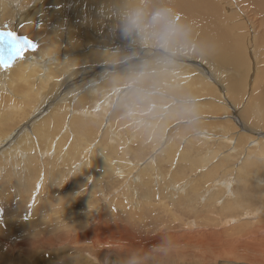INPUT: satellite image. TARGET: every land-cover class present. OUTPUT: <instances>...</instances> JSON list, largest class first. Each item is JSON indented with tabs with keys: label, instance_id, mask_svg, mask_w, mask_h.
<instances>
[{
	"label": "bare ground",
	"instance_id": "bare-ground-1",
	"mask_svg": "<svg viewBox=\"0 0 264 264\" xmlns=\"http://www.w3.org/2000/svg\"><path fill=\"white\" fill-rule=\"evenodd\" d=\"M21 1L22 4L18 2L17 6H15V3L13 1L0 0V31L11 32L10 30L12 25L10 26L8 23H6L9 21L10 24L14 23L16 24V26L20 25L21 27L27 26L31 28H36L38 29L39 32L46 34L43 41L44 43L43 48L37 47L35 51L26 52L22 59L13 61L12 66L8 67L7 70H0V176H4L3 178L0 179V180H4V183L0 185V189H6L7 187H9L10 189H14V187L20 188V192L19 193L16 192L14 194L17 200L16 202H12L11 200L10 202H8L9 200L7 199L5 200L3 197L2 198L0 197V200L3 203L4 207L6 204L9 205V210L5 208L4 215L3 213L0 214V225L3 226L0 228H4L5 232L8 231L13 235L17 234L18 237L20 235H23V231L26 233L31 232L30 234H27V236L30 235L32 237V240L27 242L22 241L23 244L20 243L16 244L14 241L16 240L17 235L16 236L14 235L16 238L13 237V239H11L12 244H10L9 246V247L13 246V250L9 247H6V242H0L1 243L0 264H6V262L13 264H27L25 260L27 261L31 260L32 258L35 257L34 254L42 253L47 247L55 245L56 243H60V244L67 243L70 246V249H73V247H71L72 246L71 244H73L74 242L78 243L76 242V240L73 242L71 240V237L68 235L69 233L68 231L72 232L74 229L72 224L70 225H65V224L71 220L75 221L76 225L79 224V218L77 217L78 216L77 211L79 205L77 201L79 196H81L80 195L81 193H79V190H74L75 186L73 188L72 185L70 186V184L72 183L76 185L78 184L77 188H80V185L82 183L81 181L75 180L76 183L75 182L71 183V181H62V183H60L63 185V187H61V191L67 195L66 203L64 202L65 205H63L64 207L60 206L59 208L54 209L51 207V205L48 202L41 201L40 200L41 198L39 197L40 204L37 208H33L29 216V219H27L26 221L22 219L23 216L27 215L28 198L32 193H34V183L37 181H45L44 179L36 180V177H34L33 172L35 170L39 171V167L41 166L43 167L47 166V169L53 170L51 168V166L54 165L52 164L53 162L62 165L66 169L67 164L72 159L77 160V157L79 155L81 156V153L83 152V150L75 144L74 140L70 144L67 143L69 135L68 133L64 132V130L68 129L67 127L64 129V125L66 121L68 120L71 122L76 118V116H78L77 110L79 109H75L76 104L74 106L72 105L74 101L76 100L78 101L81 98V100H79V103L84 106L85 103H83V101L90 100L89 103L90 105L86 107L94 110H98L100 106H102L103 104L105 105V109H107V107H112L114 105L115 110L110 120L115 122L119 120L121 115L124 113V110L128 112H132L129 114L130 116L129 118H133L132 122L129 119L126 126H125L126 122H121V123L123 127L127 129L131 128L130 130L133 132V134H135L134 136H137V140L139 141V146L137 147V150H140V147L142 146L141 143L142 144L145 143L144 138H148L149 136L153 140L156 137L162 138V136H164L163 140L161 139V142L164 141L162 147H166V149L163 150L162 147H160L161 144L160 141H158V143L160 142V144H158L159 146L156 147L157 151L160 149L159 153L163 151H165L166 153V155L161 157L158 162V164L162 165L166 163L165 160L169 159V156L172 155L171 153H173L172 152L173 150H171V148L173 146L176 147L177 145H179L174 140L176 139L177 135H174V132L171 131L172 126L169 123H174L176 121H179L181 123L184 122L185 120L186 122L184 123L186 125L188 122H191L189 116H186L185 114L187 110L191 109L190 107L187 108L188 106L187 105L188 102H186L187 100L178 98L180 93H176L175 91L176 88L175 89L173 88L177 86H181V84L183 83H186L188 84L186 88H188L189 90H185L186 89L185 88L182 90V93L184 91L191 92V90H194V92L197 93L198 95L199 93L195 89L197 86H199L201 89H204L207 93H209L212 89L216 91L214 87L211 86L212 84L203 81L202 77L208 78L213 82H219L221 84V85L219 84V86L221 87L220 90L226 91L225 98L227 102L231 105V111H234L236 105L238 106V104H240L238 107L242 105L241 104V101L243 100L242 96L245 94L247 89L245 85V92L243 91L244 85L242 84V80H244V78L245 80L249 78V74H248L250 71L249 53L251 55L252 54L251 50H252L255 56L258 54V52H264L258 49V47L259 48L264 47V39L258 42L261 34V30L259 26L264 28V0H21ZM9 4H12V8L9 6ZM231 6H234V8L238 7L237 9L240 12H242L244 17H246L249 20V22H251L254 25L257 31H259L260 34L257 33L253 43H249L250 37L248 36V34L242 32V30L244 31V27L240 23H237L235 25H232V23L230 24V21L234 19L237 20L238 18L236 12L233 13L229 12L231 11L230 10ZM133 10L134 11L140 10V12L138 13L137 16H134V14L131 13V11ZM147 16H150V18H152V21H148ZM105 17L106 19L110 20L108 23H106L107 21H105ZM135 18L138 19V22L135 21ZM255 18H257V21H254ZM174 20L176 21L175 26H172ZM147 28H149L153 34L155 32H161L164 36L163 40L159 42L151 40L144 33ZM242 34L244 35L243 36L244 38H242ZM193 39L196 40L195 44L193 43ZM174 51H178V52L173 53ZM180 51L185 52L184 54L187 53L190 57L195 58L197 62L201 61L202 58L204 57L205 59H208V61H212L216 63L217 66L211 67L207 63H205V65L209 66L210 68L208 69L205 68L204 70L203 68L199 67L196 70L193 64H191L192 61L188 62L185 59H177L175 57L174 54H178V53L180 54ZM69 52L70 53L76 52L77 54L73 55L74 53H72L71 55H69L68 54ZM252 55L251 57L253 58ZM182 56L184 58L186 57L185 55ZM256 65H255V74H254L253 82L250 88L251 97L250 100L248 99L249 100L248 104L245 105L244 108L241 110V116H243V114L245 116L247 115L248 113L247 108L249 104H252V108H253L252 115L256 119H259L261 124L262 123L264 124V85L261 84V79L264 72L262 73L261 70L263 69L261 67L258 69L259 64ZM118 66L119 68H124V69L118 72H114L112 74L109 72L104 73L105 70L114 71L115 69H118ZM219 66L222 69L225 66L229 67L232 70L231 75L229 76L233 79L230 80L229 82L228 81L221 82L212 79V77L214 76L210 74V72L212 70H215V68L217 69L216 70L217 72L220 71ZM98 71H101L102 74L98 73ZM137 71H140L142 73L138 74L139 72ZM198 72L200 73L199 75H197ZM217 72L214 73L217 74ZM258 72L260 74V79L257 74ZM94 73L96 74L93 75ZM92 75L94 76L93 80L89 82L87 81V83L82 84L81 86L75 89L76 85L81 83L83 80L91 78ZM170 80H172V82H170ZM130 84L135 86L133 87L134 91L139 90L140 92L145 94V95H141V97L143 96L145 97L144 98L146 99L145 102L148 101V99H150V101H154V103H157L156 105H158V109H159V112L157 114L158 116L155 115L156 117L151 119V122L148 121V118L151 117L152 115L150 116L147 114L145 116V120L146 119L147 120L145 122H143V120L141 121L138 118V114L140 113L139 111L140 108L138 109L136 107L137 108L136 111L134 107L137 104L136 103L132 104L131 102L129 103V100L123 99L127 91H130V90H126V87L128 88ZM56 88H62V91H60L57 95H54L52 94V89L56 90ZM69 90H73V92H70ZM116 91L119 94L121 92L125 94L120 95L119 97L118 95H116L115 97L114 95L116 94ZM131 92L133 91H130V93ZM86 93L88 95L83 96ZM95 95H98L100 96V98L104 99L100 106H97L95 104V102L98 99L97 97L94 98ZM217 96L218 95L216 92V98ZM86 97L87 99H85ZM230 99L231 100L235 99V100L232 102L230 101ZM205 102H210V100H205ZM147 103H149V101ZM120 105H122V107ZM185 105L187 106L185 107ZM198 105H196V107L194 108L196 110L194 111H200L199 109H197ZM205 106H210V108L209 107L208 108L211 109L214 113L218 111V107L212 104L211 102L209 104L208 103L201 104L200 107H205ZM162 107L165 108L162 109ZM144 111L145 109H143V111L141 112ZM150 111L151 110H149L148 113H150ZM188 112H191V110L187 111V113ZM83 113L84 114H81L82 116H85V114H87V112H83ZM202 113L204 114V112ZM97 117L98 115L95 112L92 120L93 119L98 120ZM14 121L18 123L16 126H13ZM136 123L138 126L136 125ZM97 124L98 122L95 121L92 129L94 128V125L96 126ZM8 125L9 128L7 131H5L4 129H6ZM106 125H108L109 128L111 127L110 124L106 123ZM69 126L71 129V125ZM243 126L244 129L246 128L248 129V126L246 125ZM255 126H259V122L254 124V127ZM53 127H57L59 129L58 132L53 133L52 132ZM84 127L85 125L83 123H79L80 129H83ZM200 131H201L200 137L204 139V141L206 139L210 140L209 137L212 135L208 136L207 135L208 132L206 129L205 130L201 129ZM88 132L90 134V131ZM262 132H264V126L263 129L262 128L257 130L255 129V131H252L251 134L258 133L259 136V134H264ZM64 134H66V136H64ZM164 134L166 135V137ZM156 135H160V136L158 137ZM246 135L238 136L237 137L238 141L236 142L235 146L233 148H231L230 146V151L228 150L226 155H223V159H221L222 163L224 164L226 162H229L230 158H234V156L237 153L239 154L237 156H240L244 147L238 150V146H240V144L246 145L247 141H250L252 139L251 141L252 145L254 144V146L257 147L258 150L257 153H254L255 152L254 150L246 149V159H253V161L250 162L251 165H249L250 163L249 164L245 163V165L244 163H242L237 168V173H238L237 181L242 183L243 187L247 185L249 182H251L250 181L252 179L251 173L255 172L252 170L254 169L257 170V168H264V144L262 143L264 142V138L250 137L251 139L249 138L250 140H247L245 137ZM185 136L187 135L182 134L181 132L179 137L180 140L184 139ZM214 138L215 137L213 135L212 140ZM116 139L119 141L121 140L119 138ZM184 140L186 142L188 141V139H184ZM220 140H222L221 142L224 141L228 142L227 144L234 143V141L228 136L220 135ZM154 141L157 142V140ZM171 145L173 146L170 147ZM45 146L46 149L43 150ZM93 147L95 148V145L91 144L87 146V148H89L90 150H92ZM125 150L126 148L123 149V153L125 158L127 159L126 156L128 154V151L125 152ZM151 151H153L152 148ZM94 152L97 153L93 154L92 156L93 159H90L92 161H91V165L89 166L94 165V168L101 167L102 165L101 162L104 161L106 155H104L105 153H103L102 151L98 152L95 150ZM229 152H234V153L236 152V154L231 156L229 154H234V153H229ZM159 153L157 155H152L151 157L148 156V158H150L152 162L155 160L158 161V159L155 158L159 155ZM41 155L46 158L44 160H48L50 161V163H46V165L41 164L40 162ZM79 161L81 162V160ZM246 161L248 160H245V162ZM201 162L203 163L202 158H201ZM105 163L107 166H104V168H107L110 171H115V173L119 174L120 176L121 175L124 176L123 174L124 170L122 169V164L125 167L127 165L131 167H137V164L135 165L132 162H126L127 164L126 165L125 161H120L121 164L118 165L117 163H115V160L111 158H107L105 160ZM222 163L219 162L218 164H220L221 166ZM81 164H77L76 162L74 165H72L69 168L73 170L75 176H77L78 174L80 175V173L83 172L82 168H80L82 167ZM108 165L111 167L109 168ZM197 167H199V164ZM216 168L217 167H215V169ZM132 170L133 169H130L128 176L134 179L135 173H137L138 170L135 169L134 172H132ZM143 170L145 171L139 176H137L135 180L130 179V181L133 180L139 183L140 181H146V182L148 181L147 184L149 185V183L153 181L150 179L152 175H150L149 170L146 169L145 167L143 168ZM192 173L190 174V176L192 175ZM256 174L259 177H262V175L258 174V172H256ZM208 175L209 174L207 173V177H210ZM177 177L179 176H176V178ZM159 180H161V178ZM173 180L174 181H170L173 184L174 182L177 183L178 181V179H176L177 181H175V179ZM181 180L182 179H180V181ZM255 181H257V183L260 184V186L264 184V178L259 180L255 176ZM156 183L158 184V182ZM141 184L145 185L146 183H141ZM189 184L191 185V183ZM189 184L186 185L189 186ZM194 184L191 187L192 190L194 189L193 191L195 192L197 183L195 185L196 187H194ZM217 184H218V188L223 189L220 185L224 187L223 193L226 192V198H232V200L230 201L226 200L225 197L219 198L220 199L219 207L221 209L227 208L228 211L230 210L234 211L237 205H239L238 201L235 199H244V197L249 198L250 196V194L248 193H246L245 195V192H247V190L245 189L244 190L245 192L243 191L242 195H240L237 198L234 190L231 189L232 186L228 180H224V182L219 181V183ZM168 186L170 185L168 184ZM179 190H181L180 186L178 188L176 187V189L174 190L172 189L171 191L173 193H176L179 192ZM164 191H167V189ZM0 192L2 193L3 191ZM153 192H156L155 189ZM218 192H220V190ZM177 194L178 193H176V195ZM151 195H153V193ZM172 195L175 196V194ZM190 195L191 194H189L184 190L183 196H185V199L190 197ZM209 197L207 198V200L209 199ZM182 200H183L182 202H184V199ZM203 200H204V196H203ZM193 203L194 202H191V206ZM182 204H185V202ZM165 206L166 209H168L167 208L168 205ZM168 211L171 210L169 209ZM247 211H250L249 215H252L253 217L257 216L258 220L260 216H264V207L261 208L260 211L257 208L254 209L253 211L250 208ZM223 214L226 215V213ZM125 216L126 215H124V217ZM127 216L129 217V219L132 218L130 214H127ZM234 217L233 219H231V217L228 219L231 220V222L233 223H236L238 220H240V218L238 219V217L236 216ZM205 219L207 220V218ZM246 220L250 221L248 219ZM208 221L210 220L208 219ZM197 224L198 223H196V225ZM193 226H195V224H193ZM193 226H192V230H193ZM237 226L238 225H236V227ZM199 227L201 228V226ZM63 231L66 232L67 235L63 236L64 235ZM42 232L44 234L42 236H44L45 238H43L42 240H38L39 241L38 243L34 242L33 240L36 239L37 234H42ZM231 232L232 230H229L226 233H231ZM55 233L62 235L61 237L62 240L60 239L57 240L58 238H55L54 241H50V240L49 242L45 241L47 239L45 235L48 236ZM89 236H87L88 239ZM5 238L6 236L4 237V239ZM9 238L10 237H8L7 239ZM146 238H149V236H146ZM166 239L168 240L171 239L173 240V242H178L183 244L188 243L190 244V246H192L190 243L191 240L199 241L196 236L194 237V235L191 237L189 235H181L175 238H166ZM230 239H232V237ZM151 241H155V240H151ZM98 242L97 243L95 242L96 245H98ZM220 242L221 241H219V243ZM161 245L159 246V249L161 248ZM167 246L165 247L167 248ZM234 247L229 246L222 254H220V256L216 255L215 257L225 258L230 254L232 255V251H234ZM129 248H131V246H129ZM88 249H86V251ZM257 249L260 250L259 248ZM94 250H96V248H94ZM153 250L154 249H152V251ZM162 250L163 249H161V251ZM13 251L17 252L16 256H13L14 255ZM131 251H132V255L130 254V252H128V255L126 254V256H128L127 259H130L132 264H137V262L138 263L140 262V264H150V263L151 264H190V260L192 262L193 258H194L193 260H195L194 264H204V263L208 264L207 263L208 260L213 259L212 256L208 257V255L204 253L183 254L182 252L176 251L171 253L170 255H164L162 253L143 251L142 249L136 250V248L135 250H131ZM130 256H133L135 261L131 259ZM162 256H165V261L161 259ZM231 257L233 258V256ZM242 258L246 261H249L248 260L249 258L247 259V257L245 256L243 257L239 256L235 261L236 262L241 261ZM80 261L82 262L81 258L74 259L73 257H64V256H62L60 259L61 264H80ZM209 263L211 264V261H209ZM226 263L227 262H225V264ZM119 264H121V262ZM254 264H264V260L258 261Z\"/></svg>",
	"mask_w": 264,
	"mask_h": 264
},
{
	"label": "rangeland",
	"instance_id": "rangeland-1",
	"mask_svg": "<svg viewBox=\"0 0 264 264\" xmlns=\"http://www.w3.org/2000/svg\"><path fill=\"white\" fill-rule=\"evenodd\" d=\"M10 1H13L15 3V6H17L18 2L20 4H22L21 0H10ZM13 2H11V3H13ZM9 6L12 8V4H9ZM237 8H234V6H231V9H230L231 11H229V12L230 13L236 12L238 15V18H237V20L234 19V20L230 21V24L232 23V25H235L237 23H240L244 27V31L242 30V32H244L245 34H248V36L250 37L249 43H253L254 39L256 38V35H257V33H259V31L256 30L254 25L251 22H249V20L246 17H244L242 12H240ZM139 12H140V10L131 11V13L134 14V16H137ZM147 19H148V21H152V18H150V16H147ZM105 21H107L106 23H108L110 20L106 19V17H105ZM135 21L138 22V19L135 18ZM254 21H257V18H255ZM175 22L176 21L174 20L172 23V26H175ZM6 23H8L10 26L12 25L11 30H10L11 32L15 33L16 35H18L21 38L23 37V38H27L28 40L34 41L33 43H35L38 48L44 47L43 41H44V37H45L46 33H41L36 28H31V27H27V26L21 27L20 25L16 26V24H14V23L10 24L9 21ZM259 28L261 30V34L259 33L260 37H259L258 42L262 41L264 39V35H263L264 28L261 26H259ZM242 32H240V33H242ZM144 33L147 35V37H149L151 40H154V41L159 42V41H162L164 38V36L161 32H155L153 34L149 28H147ZM243 36L244 35L242 34V38H244ZM193 43L194 44L196 43L195 39H193ZM258 49H260V51H264V47H262V48L258 47ZM177 52L178 51H174L173 53H177ZM72 53H74L73 55L77 54L76 52H71V53L69 52L68 54L71 55ZM184 53L185 52L180 51L181 55L179 53L174 54V55L177 59H185L188 62L192 61L191 64H193V66L196 70L199 67H201L205 70V68L206 69L210 68L209 66H211V67L217 66L216 63H214L212 61H208V59H205L204 57L202 58L201 61H199L200 62L199 63L196 61L195 58L190 57L187 53H186L187 55ZM251 53L253 54V55L251 54L253 56V58L251 57V55L249 53V62H250V71L248 73L249 78L247 80H245V78H244V80H242V84L244 85L243 91L245 92V85H246L247 89H246L245 94L242 96L243 97L242 98L243 100L241 101L242 105L240 107H238L240 104H238V106L236 105L234 111H231V105L227 102V100L225 98V95H226L225 92L226 91L220 90L221 87L219 86V84H220L219 82H213L212 80H209L208 78L202 77L203 81L211 83L212 85L211 84L210 85L212 87H214V89L216 90V91H214L212 89L209 92L210 94L207 93L204 89H201L199 86H197L195 89L199 93L198 95H197V93L194 92V90H191V92L184 91L183 92L184 95H183L182 90L185 89L188 85L186 83H183V84H181V86H177V87L173 88V89L176 88L175 89L176 93H180L178 98H182L184 100L185 99L187 100L186 102H188V104H187L188 106L185 105V107L186 106H187V108L190 107L191 112L187 113V111H190V110H187L185 112V114H186V116H189V119L191 122H188L186 125L184 123V122H186L185 120H184V122H181V123L179 121H176V122L173 121L174 123H169L172 126L171 131L174 132V135H177L176 139H178V140H176V139H174V140L179 145H177L176 147L173 145L170 146V147H172V146L175 147L176 150L173 147H172L173 149L171 148V150H173L172 151L173 153H171L172 155H170L169 159L165 160L166 163H164L162 165L158 164V162H159L161 157L166 155V153H165V151L159 153L160 149L158 148L159 150L157 151L156 147L159 146L158 144H160L161 139L163 140L164 136H162V138H161V137H159L160 135H156L160 139L156 137L157 139L154 138L153 140L149 136H148V138H144L145 143H143V144L141 143L142 146L140 147V150H137V147L139 146V141L137 140V136H134L135 134H133V132L130 130L131 128H129V129L125 128V127H123V125L121 123V122H126L125 123V126H126L129 119L132 122L133 118H129L130 117L129 114L132 112H128V111L124 110V113L121 115L119 120L115 122V121L110 120V118H111V116L115 110V106L113 105L112 107H107V109H105L104 104L102 106H100L102 104V101L104 100L103 98H100V96H98V95L94 96V98H96V97L98 98L97 101L95 102V104L97 106H100V108L98 110H94V109H90V108L86 107V106L90 105L89 104L90 100H85V99H87V97L85 99H83V100H85V101H83V103H85L84 106L79 103V100H81V98L78 101L77 100L74 101L72 105L74 106L76 104L75 109H79V110H77L78 116H76V118L71 122L68 120L66 121V123L64 125V129L66 127L68 129L64 130V132L68 133V135H69L67 143L70 144L74 140L75 144L78 147H80L83 150V152L81 153V156L77 155L78 156L77 160L72 159L68 163L70 165L67 164L66 169L62 165H59L58 163L53 162L52 164H54V165H52L53 167L51 166V168L53 170L47 169V166H44V167L41 166V167H39L40 173L38 170H35L33 172V175H34V177H36V180L37 179H44L45 181H37L34 183V193H32L30 195V197L28 198L27 215L23 216L22 219L24 221L29 219V216H30L33 208H37L40 204L39 197L41 198L40 199L41 201L48 202L51 205V207L54 209L59 208L60 206L64 207L63 205H65L64 202L66 203L67 195L61 191V187H63V185L60 183H62V181H71V183L75 182V180L81 181L82 183L80 185V188H77L78 184L77 185L74 183L70 184V186L72 185L73 188L75 186L74 190H79V193H81L80 194L81 196H79L78 201H77V203L79 205V208L77 211V214H78L77 217L79 218V224L76 225L75 221H73V220L68 221L65 224V225L72 224L74 229H73V231L71 230L72 232L68 231L69 232L68 235L71 237V240L73 242L76 240V242H78V243L74 242L73 244H71L72 245L71 247H73V249H70V246L67 243H62V244L56 243L55 245L47 247L42 253L34 254L35 255L34 258H32L29 261L25 260V262L27 264H61L60 259L62 256H64V257H73L74 259L81 258L82 262L80 261V264H102L103 262H105L103 264H119L120 262H121V264H132L131 260L127 259L128 256H126V254L128 255V252H130V254L132 255L131 250H135V248H136V250L142 249L143 251H148V252H153V253H162L164 255H170L171 253L176 252V251L182 252L183 254H185V253L186 254L187 253H200V254L204 253V254L208 255V257H210V256L213 257V259L208 260V262H207L208 264H210L209 261H211V264H218V263L219 264L220 263L225 264V262H227L226 264H254L258 261L264 260V249H263L264 248V216H260L259 220H258L257 216L253 217L252 215H249L250 211H247L250 208L252 209V211L256 208L259 209V211H260L261 208L264 207V184H262V186H260V184H258L257 181H255V176L259 180L264 178V168H257V170L251 169L252 171H255V172L251 173V175H252V177H251L252 179L250 180L251 182H249L244 187L242 186V183L237 181V174H238L237 168L242 163H244V165H245V163L249 164L251 161H253V159H246V149L247 150H254L255 151L254 153H257V150H258V148L254 146V144L252 145V142H251L252 139L250 137H252V138L263 137L264 138V134H259V136H258V133L251 134V132L255 131V129L256 130L261 129V128L263 129V126H264L263 123L261 124L259 119H256L252 115V109H253L252 104H249V106L247 108L248 109L247 115L245 116L243 114V116H241V110L244 108L245 105L248 104V101L250 100V97H251L250 88H251V84L253 82V78H254V74H255V65L259 64L258 69L261 67L263 69V70H261L262 73L264 72V52H258V54L255 56H254V52H252V50H251ZM182 55H185L186 57L184 58ZM193 61H195V62H193ZM205 63H207L209 66H206ZM219 68H220V71H218V72L216 71L217 70L216 68H215V70H212L213 72L212 71L210 72V74H212L215 77L214 78L211 75L212 79L217 80V81H221V82H226V81L229 82L230 80L233 79L229 76V75H231V71H232L229 67L225 66L222 69L219 66ZM123 69L124 68H119V66H118V69H115L114 71L113 70H110V71L105 70L104 73L109 72L112 74L114 72H118V71L123 70ZM137 72H139L138 74L142 73L140 71H137ZM214 72L215 73L217 72V74H215ZM98 73L102 74L101 71H98ZM95 74L96 73H94L93 75H95ZM199 74L200 73L198 72L197 75H199ZM257 74H258L259 79H260L259 72ZM93 75L91 76V78L83 80L81 83L76 85L75 89L77 87L81 86L82 84L87 83V81L89 82V81L93 80V78H94ZM125 79H127V78H125ZM177 79H179V78H177ZM127 82H128V80H127ZM170 82H172V80H170ZM261 84L264 85V74H263L262 79H261ZM128 85H129V83H128ZM133 87H135V86H133L132 84H130V86L128 88L126 87V90H130L133 92L130 93V91H127V93L123 99L129 100V103L131 102L132 104H135V103L137 104L134 107H135L136 111H137V108L141 109V110L139 109L140 113L138 114V118L141 121L143 120V122H145L147 120V119L145 120V116L147 114L150 116L152 115L151 116L152 118L151 117L148 118V121L151 122V119L158 116L157 114L159 112V109H158V105H156L157 103H154V101H150V99H148L149 103H147L148 101L145 102V100H146V99H144L145 97L144 96L141 97V95H145V94L140 92L139 90L134 91ZM62 88H56V90L52 89V94L57 95L60 91H62ZM173 89H170V90H173ZM185 90H189V89L186 88ZM69 91L73 92V90H69ZM117 91H116V94L114 95L115 97H116V95H118V97H119L120 95L125 94L122 92L119 94ZM216 92L218 95L217 98H216ZM86 95H88V94L86 93L83 96H86ZM183 96H185V97H183ZM170 97H171V95H170ZM244 97H245V99H244ZM205 100H210V102L212 104H214L215 106L218 107V111L216 113H214L211 109H209L210 106L200 107L201 104H207V103L209 104L210 103V102H205ZM234 100L230 99V101H232V102ZM196 105H198L197 109H199L200 111H194V110H196V109H194L196 107ZM120 106L122 107V105H120ZM146 108H148V109H146ZM163 108H165V107H162V109ZM143 109H145V111L141 112V111H143ZM149 110H151L150 113H148ZM83 112H87V114H85V116H82L81 114H84ZM95 112L98 115V117H97L98 120L97 119L92 120ZM202 112H204V114ZM223 112H224V114H223ZM176 117H178V116H176ZM238 117H240V118H238ZM95 121L98 122V124L96 126L94 125V128L92 129ZM258 122H259V126H255L256 127L255 128L254 124H256ZM79 123H83L85 125V127L83 129H80ZM106 123L110 124L111 127L109 128V126L106 125ZM183 123H184V125H183ZM13 124H14L13 126H16L18 123L16 121H14ZM87 124H88V126H87ZM69 125H71V129H70ZM136 125H137V123H136ZM243 125L248 126V129L247 128L244 129ZM8 128H9V125L4 130L7 131ZM168 128H169V126H168ZM186 129H188V130H186ZM201 129H204V130L206 129L208 132V134H207L208 136L212 135L209 137L210 140L206 139L204 141V139H202L200 137V132H201L200 130ZM58 130L59 129L57 127L52 128L53 133L58 132ZM178 130H179V132H178ZM88 131H90V134ZM192 131H194V132H192ZM181 132H182V134L187 135L184 138V139H188L187 142L184 139L180 140L179 137H180ZM262 133H264V132H262ZM213 135L215 138L212 140ZM220 135L230 137L234 141V143L227 144L228 142H225V141L221 142L222 140H220ZM240 135H246L245 136L246 139L247 140L251 139V140L247 141L248 144L246 143V145L240 144V146H238V150L240 148L244 147L240 156H237L239 154L238 153L236 154V152L235 153L229 152V153H234V154H229L231 156H233L235 154L236 155L234 156V158H230V161L228 160L229 162H226L223 164L222 160H221V159H223V155H226L228 150L230 151V146H231V148H233L235 146L236 142L238 141L237 137ZM64 136H66V134H64ZM194 136H196V137H194ZM165 137H166V135H165ZM116 138H119L121 140L119 141ZM154 140H157V142ZM189 140H190V142H189ZM158 141H160V142L158 143ZM155 142H156V144H155ZM256 142H257V140H256ZM262 143L264 144V142H262ZM91 144L95 145V148L93 147L92 150L87 148V146H89ZM126 144H127V146H126ZM163 144H164V141L161 142L160 147H162ZM124 145H125V147H124ZM97 147H98V149H97ZM114 147H116V148H114ZM63 148H65V147H63ZM91 148H92V146H91ZM99 148H101L103 150H101ZM125 148H126L125 152L128 151V154L126 156L127 159L125 158L124 153H123V149H125ZM151 148L153 151H151ZM45 149H46V146L43 148V150H45ZM86 149H89V150H86ZM162 149L165 150L166 147H162ZM95 150L98 152L102 151L103 153H105L104 155H106L104 161L101 162L102 163L101 167L94 168V165L89 166V165H91L92 160H90V159H93L92 158L93 154L97 153V152H94ZM154 152H155V154H154ZM158 153H159V155L155 158V159H158V161L154 159L155 161H153L154 162L153 163L150 160V158H148V156L151 157L152 155H157ZM90 154H92V155H90ZM182 155H184V156H182ZM180 156H182V157H180ZM107 158H111V159L115 160V163H117L118 165L121 164L120 161H125V164H126V162H132L135 165L137 164V167H131V166H128L126 164L127 165L126 166L127 168H126L122 164V169L124 170L123 171L124 176L123 175L120 176L119 174L115 173V171H110L107 168H104V166H107L105 163V160ZM201 158H202L203 163L201 162ZM204 158L205 159L209 158V159L205 160ZM44 159H46V158L41 155L40 156L41 164L46 165V163H50V161L44 160ZM79 160H81L82 164ZM231 160H232V162H231ZM245 160H248V161L245 162ZM76 162H77V164H81L82 167H80V168H82V170L84 172V173L81 172L80 175L78 174L77 176H75V173L73 172L72 169H69ZM140 162H142V163H140ZM147 162H149V163H147ZM219 162L222 163L221 166H220V164H218ZM198 164H199V167H197ZM249 165H251V163ZM143 166L146 169H148L150 172V175H152V177H150V179L153 181H151L149 183V185L147 184L148 181L147 182L146 181H140V183L137 181H133L136 179L137 176H139L140 174H142L145 171V170H143V168H144ZM59 167H61V168H59ZM110 167L111 166H109V168ZM201 167H203V168H201ZM215 167H217V168L215 169ZM128 168L133 169L132 172H134L135 169L138 170L137 173H135L134 179L131 178L130 176H128V173L130 171V169H128ZM93 169H96V170L98 169V170L96 171ZM189 171H191V172H189ZM58 172H59L60 176H59ZM64 172H65V174H64ZM206 172L209 174L208 176H210V177H207ZM256 172H258V174L262 175V177H259L256 174ZM101 173H103V174H101ZM185 173H186V175H185ZM191 173H192V175L190 176ZM97 175H99V176H97ZM176 176H179V177L176 178ZM3 177L4 176H0V179ZM48 177L50 178V180ZM154 178H155V180H154ZM160 178H161V180H159ZM204 178H206V179H204ZM130 179H133V180L130 181ZM173 179H175V181H177L176 179H178L177 183L179 184V186L181 188V190H179V192H176V193H178L177 195H176V193H173L171 191L172 189L174 190V189H176V187L177 188L179 187L177 183L174 182V184H173L172 182H170V181H174ZM180 179H182V180L180 181ZM224 180H228L231 183V186H232L231 189L234 190L237 198L240 195H242V193L245 189L247 190V192L244 191L245 195H246V193L250 194L249 198L244 197V199H235L238 201L239 205H237V207L234 211H232V210L228 211L227 208L221 209L219 207L220 206V203H219L220 199L219 198L225 197V199L228 201L232 200V198H226V192L223 193L224 187L222 185H220V186L223 189L218 188L217 183H219V181L224 182ZM239 180H240V178H239ZM156 182H158V184ZM187 182L191 183V185ZM3 183H4V180H0V185H2ZM141 183H146L149 188L147 187L146 184H145L146 185L145 186L144 184H141ZM165 183L167 184V186H168V184L170 186L167 187ZM196 183H197V185H196ZM175 184H176V186H175ZM186 184H189V186H187ZM193 184H194V187L197 186L195 188L196 189L195 192L193 191L194 189L192 190V187H191ZM162 186H164V187H162ZM141 187H142V189H141ZM200 187H201V189H200ZM145 188L148 191L149 190H152V191L148 192ZM197 188H199V189H197ZM154 189L156 192H153ZM163 189L164 190L167 189V191H164ZM41 190H42V192H41ZM184 190L186 192H188L189 194H191L190 197H188L187 199H185V196H183ZM217 190L218 191L220 190V192H218ZM0 191H3L2 193L0 192L1 198L3 197L5 200L6 199L9 200L8 202H10V200L12 202H16L17 200H16V197L14 196V194L16 192L19 193L20 188L14 187V189H10L9 187H7L6 189H0ZM236 191H237V193H236ZM40 192H41V195H40ZM57 193H58V195H57ZM152 193H153V195H151ZM198 193H199V195H198ZM7 194H9V195H7ZM154 194H156V195H154ZM172 194H175V196H173ZM202 194L204 196L205 201L203 200ZM222 194H224V195H222ZM147 195H148V197H147ZM150 195H151V197H150ZM214 196H216V197H214ZM208 197H209V199L207 200ZM182 199H184L185 204H182V203H184V202H182L183 201ZM194 199L196 200V202ZM180 202H182V203H180ZM191 202H194L192 204V206L194 205L193 207L191 206ZM176 203L177 204L179 203L180 205L179 204L177 205ZM187 204H190V205H187ZM165 205H168V207H167L168 209H166ZM251 205H252V207H251ZM247 206H248V208H247ZM5 208L9 210V205L6 204L4 207L3 203L0 200V214L3 213V215H4ZM164 208L166 209V211ZM162 209H164V210H162ZM169 209L171 211H168ZM224 209H225V211H224ZM180 210H183L184 212L180 211ZM223 213H226V215H224ZM246 213H248V214H246ZM127 214H130L133 219L132 218L129 219ZM124 215H126L125 216L126 218L124 217ZM233 215L238 217V219L240 218V220H238L236 223L231 222V220H229L228 218L231 217V219H233V217H234ZM197 217H198V219H197ZM199 217H200V219H199ZM203 218L204 219L207 218V220L205 219L206 221H208V219H209L210 220V221H208L209 224ZM234 219H235V217H234ZM246 219H248L250 221H247ZM200 220H202V221H200ZM242 222H245V223H242ZM196 223H198V224L196 225ZM224 223H225V225H224ZM193 224H195V226H193ZM253 224H254V226H253ZM236 225H238V226L236 227ZM192 226H193V230H192ZM199 226H201V228ZM0 227H3V226L0 225ZM195 227H196V229H195ZM0 230H1L0 231V233H1L0 234V237H1L0 242H6V247H9L10 244H12L11 239H13V237L18 238V239L16 238V240L14 241L16 244H19V243L23 244V242H27V241L32 240V237L30 235L27 236V234H30L31 232L26 233L23 231V235H20L18 237L17 234H14L15 236L17 235L15 237L12 233H9L8 231L5 232L4 228H0ZM229 230H232V232L226 233ZM209 233H212V234H209ZM61 234H63V233H61ZM103 234H104V236H103ZM213 234H216V235H213ZM42 235H44L43 232H42V234H37L36 239L33 241L38 243L39 242L38 240H42L43 238H45ZM65 235H67L66 232H64L63 236H65ZM181 235H189L190 237L194 235V237L196 236L199 241L191 240L190 243L192 246H190V244H188V243L183 244V243L173 242V240H171V239H169V240L166 239V238H175V237L181 236ZM5 236H6V238L4 239ZM45 236L47 238L45 241H47V242H49V240L54 241L55 238H58L57 240H59V239L62 240V238H61L62 235H60L58 233L48 235V236L45 235ZM87 236H89V239ZM146 236H149V238H146ZM218 236H220V237H218ZM230 236L232 237V239H230L231 238ZM8 237H10V238L7 239ZM235 237H236V239H235ZM96 238L99 242L100 241L101 242L99 243L96 240ZM151 240H155V241H151ZM219 241H221L220 242L221 244L219 243ZM42 242H44V241H42ZM95 242L96 243L98 242V245H100V246L96 245ZM192 242H195V243H192ZM216 244L218 245V247ZM160 245H161V248L159 249ZM167 245L170 247H168ZM234 245H235V247H234ZM90 246H92V247H90ZM129 246H131V248H129ZM165 246H167V248ZM229 246L234 247V251H232V255L230 254V255L226 256L225 258L215 257L216 255L220 256V254H222ZM255 246H258V247H255ZM222 247H224V248H222ZM9 248H11L13 250V246H11ZM90 248H91V250H90ZM94 248H96V250H94ZM221 248H222V250H221ZM236 248H238V249H236ZM257 248H259L260 250H258ZM86 249H88V250L86 251ZM152 249H154V250L152 251ZM161 249H163V250L161 251ZM196 250H198V251H196ZM13 252H14L13 256H16L17 252L16 251H13ZM231 256H233V258ZM239 256H242V257L245 256V257H247V259L249 258L248 259L249 261H246L242 258L241 261L236 262L235 260H237V258ZM130 258L134 260L133 256H130ZM161 259L163 261H165V256H162ZM193 259H192V262L190 260V264L195 263V260H193ZM6 264H13V263L6 262ZM137 264H140V262L139 263L137 262Z\"/></svg>",
	"mask_w": 264,
	"mask_h": 264
},
{
	"label": "snow or ice",
	"instance_id": "snow-or-ice-1",
	"mask_svg": "<svg viewBox=\"0 0 264 264\" xmlns=\"http://www.w3.org/2000/svg\"><path fill=\"white\" fill-rule=\"evenodd\" d=\"M7 55L4 54V48ZM37 45L27 38H21L13 32H0V70H7L13 61L20 60L29 51H35Z\"/></svg>",
	"mask_w": 264,
	"mask_h": 264
},
{
	"label": "water",
	"instance_id": "water-1",
	"mask_svg": "<svg viewBox=\"0 0 264 264\" xmlns=\"http://www.w3.org/2000/svg\"><path fill=\"white\" fill-rule=\"evenodd\" d=\"M0 32H5V31H0ZM4 54L7 55V49H6V47L4 48Z\"/></svg>",
	"mask_w": 264,
	"mask_h": 264
}]
</instances>
